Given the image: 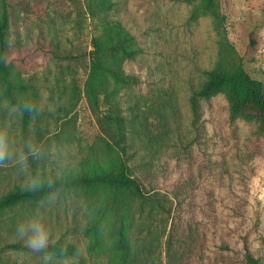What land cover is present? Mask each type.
I'll use <instances>...</instances> for the list:
<instances>
[{"label": "rangeland", "instance_id": "obj_1", "mask_svg": "<svg viewBox=\"0 0 264 264\" xmlns=\"http://www.w3.org/2000/svg\"><path fill=\"white\" fill-rule=\"evenodd\" d=\"M110 1L92 16L86 0H7L8 57L37 110L0 103L9 152L0 196L80 163L106 164L123 131L130 173L150 197L130 200L133 262L111 245L105 223L97 243L85 231L94 223L88 198L59 191L4 210L0 264H245V234L264 264V136L254 121L230 116L222 92L199 99L195 114L190 103L204 70L217 66L241 65L264 82V0H217L208 11L200 0ZM101 17L120 21L141 52L121 63L138 82L101 93L95 105L84 86ZM106 113L123 115L121 132ZM32 221L48 243H74L76 254L29 248L17 229ZM16 242L27 249L6 247Z\"/></svg>", "mask_w": 264, "mask_h": 264}, {"label": "trees", "instance_id": "obj_2", "mask_svg": "<svg viewBox=\"0 0 264 264\" xmlns=\"http://www.w3.org/2000/svg\"><path fill=\"white\" fill-rule=\"evenodd\" d=\"M193 1V0H186ZM0 8V103L5 100L8 104L19 108L25 115L36 112L37 100L31 94L30 87L23 79L14 75V65L8 57V12L7 0H1ZM217 0H200L198 9L208 11ZM88 12L99 16L107 12L112 2L110 0H86ZM89 51V66L84 90L89 100L97 104L101 93H116L117 87H128L138 82L133 74H127L121 67L122 61L134 59L141 47L133 45L130 35L116 19L101 17V32L91 40ZM205 79L193 91L190 103L193 113H197L198 100L222 92L229 99L230 116H240L257 123L259 132L264 136V82L252 77L241 65L233 67H214L204 70ZM111 83V85H110ZM113 121L123 130L124 117L120 113H106L104 121ZM125 132L114 139L119 150L116 155L102 166L91 167L80 163L76 169H67L59 175L35 177L38 187L15 185L0 196V217L5 209L26 201H38L48 198L59 191L79 192L88 198V206L94 211V223L85 231L97 243L102 230V224L107 226L109 242L127 261L133 262L131 254L129 210L130 200L150 197L144 191L138 177L130 173L125 155V147L121 139ZM6 247L27 249L20 243H9ZM78 248L74 243L57 239L48 243L42 251L59 256H73ZM243 255L245 264H259L250 249L248 234L243 236Z\"/></svg>", "mask_w": 264, "mask_h": 264}, {"label": "clouds", "instance_id": "obj_3", "mask_svg": "<svg viewBox=\"0 0 264 264\" xmlns=\"http://www.w3.org/2000/svg\"><path fill=\"white\" fill-rule=\"evenodd\" d=\"M9 155L6 140L2 134H0V162ZM32 188L38 187L37 182L34 180L31 184ZM21 237L26 238L25 242L27 246L34 251H43L49 242V234L47 230L38 222L32 221L27 224H21L17 229Z\"/></svg>", "mask_w": 264, "mask_h": 264}]
</instances>
